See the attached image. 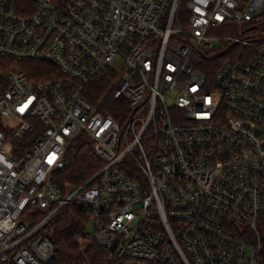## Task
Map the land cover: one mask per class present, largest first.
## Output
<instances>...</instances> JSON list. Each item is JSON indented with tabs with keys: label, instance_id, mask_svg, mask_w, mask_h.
Masks as SVG:
<instances>
[{
	"label": "built area",
	"instance_id": "2783aa9c",
	"mask_svg": "<svg viewBox=\"0 0 264 264\" xmlns=\"http://www.w3.org/2000/svg\"><path fill=\"white\" fill-rule=\"evenodd\" d=\"M0 57L51 64L0 68V264H76L42 231L70 203L101 264H264V0H0Z\"/></svg>",
	"mask_w": 264,
	"mask_h": 264
},
{
	"label": "trees",
	"instance_id": "16d2710c",
	"mask_svg": "<svg viewBox=\"0 0 264 264\" xmlns=\"http://www.w3.org/2000/svg\"><path fill=\"white\" fill-rule=\"evenodd\" d=\"M20 66L28 75L35 79H44L48 76L47 70L51 66L48 62L14 61L0 57V68ZM109 80L98 84L97 95L100 97L109 88ZM109 110L120 117V99L108 97ZM68 162L65 168L59 170L56 179L65 191L71 186H79L94 175L103 165L104 161L94 151L92 142L81 136L68 150ZM35 221L43 218L47 211L35 208ZM90 219V210L78 203H70L59 209L45 224L43 233L50 238L55 246V259L58 263L101 264L105 256L103 249L95 241H87L84 234ZM232 229L247 236L251 230L245 224L231 225ZM257 228L263 245L264 256V214L257 220ZM243 229L244 232L242 231ZM87 241V243H86Z\"/></svg>",
	"mask_w": 264,
	"mask_h": 264
},
{
	"label": "rangeland",
	"instance_id": "374dc122",
	"mask_svg": "<svg viewBox=\"0 0 264 264\" xmlns=\"http://www.w3.org/2000/svg\"><path fill=\"white\" fill-rule=\"evenodd\" d=\"M114 69L116 70V71H120V62H118V63H116L115 65H114ZM88 230L90 231V232H92L93 230H94V226H93V223L90 221L89 222V224H88ZM86 243H87V241H86Z\"/></svg>",
	"mask_w": 264,
	"mask_h": 264
}]
</instances>
